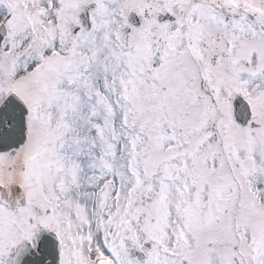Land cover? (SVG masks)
Returning <instances> with one entry per match:
<instances>
[{
    "label": "snow or ice",
    "instance_id": "1",
    "mask_svg": "<svg viewBox=\"0 0 264 264\" xmlns=\"http://www.w3.org/2000/svg\"><path fill=\"white\" fill-rule=\"evenodd\" d=\"M0 264H264V0H0Z\"/></svg>",
    "mask_w": 264,
    "mask_h": 264
}]
</instances>
